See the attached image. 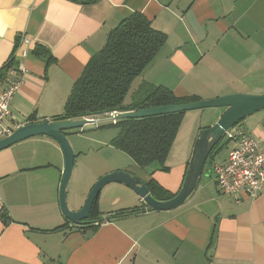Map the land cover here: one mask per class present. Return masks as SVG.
I'll use <instances>...</instances> for the list:
<instances>
[{
  "label": "crops",
  "instance_id": "0c3cea01",
  "mask_svg": "<svg viewBox=\"0 0 264 264\" xmlns=\"http://www.w3.org/2000/svg\"><path fill=\"white\" fill-rule=\"evenodd\" d=\"M132 13L146 17L166 41L131 83L125 104L140 102L157 86L199 101L258 94L264 84V0H0V73L10 59L25 70L3 125L14 131L59 115L109 31ZM45 51L49 62L35 54ZM251 77L255 83L247 82ZM212 110L209 116L221 112ZM89 123L99 129L102 122ZM182 124L165 171L119 157L111 144L118 129L109 138L94 135L98 131H65L74 152L69 210L78 211L94 183L113 171L153 181L174 196L198 131L210 127ZM237 126L264 149V110ZM182 134L185 143L175 147ZM223 160L212 162L209 176L203 171L177 209L150 211L132 190L112 183L100 191L87 223L75 226L60 208L59 145L47 136L16 143L0 151V213L9 217L6 225L0 220V264H264V192L240 204L220 194L211 166Z\"/></svg>",
  "mask_w": 264,
  "mask_h": 264
},
{
  "label": "trees",
  "instance_id": "16d2710c",
  "mask_svg": "<svg viewBox=\"0 0 264 264\" xmlns=\"http://www.w3.org/2000/svg\"><path fill=\"white\" fill-rule=\"evenodd\" d=\"M70 1L78 5H91L100 0ZM165 41V34L154 29L146 17L140 13L130 14L109 31L102 49L90 58L73 83L62 112L51 121H73L111 111L125 113L198 101L192 96L177 98L170 90L157 86L140 102L125 104L131 83L151 64ZM35 54L45 58L46 62L52 60L46 51ZM8 69L16 70L14 59L6 63L0 73V80ZM182 114L118 120L113 125L118 129V133L111 144L126 154L137 166L141 168L152 166L165 171L167 168L164 163L180 127ZM220 142L210 154L211 158L220 149ZM146 186L156 200H168L173 197L153 181L148 182ZM95 202L96 200L92 209ZM0 220L6 225L9 217L2 211Z\"/></svg>",
  "mask_w": 264,
  "mask_h": 264
},
{
  "label": "water",
  "instance_id": "95a60500",
  "mask_svg": "<svg viewBox=\"0 0 264 264\" xmlns=\"http://www.w3.org/2000/svg\"><path fill=\"white\" fill-rule=\"evenodd\" d=\"M255 81V77L247 79V82L250 83H255ZM203 109H223L224 112L212 126L198 131L191 149L182 184L178 192L168 200H156L151 195L146 184L134 175L126 171H113L100 177L94 183L84 204L78 211H70L66 203V189L73 169L74 152L64 132L83 127L90 122L87 119L63 122L48 120L18 127L9 136L0 140V151L36 136H47L53 139L59 145L64 157V169L59 194L60 208L64 217L75 226L87 223L93 203L100 191L103 187L112 183L124 185L132 190L142 199L150 211H170L182 206L193 194L204 171L207 160L210 158V154L224 138L225 133L249 115L264 110V94H228L210 100H199L179 105L139 109L120 113L117 116L118 120L141 119Z\"/></svg>",
  "mask_w": 264,
  "mask_h": 264
},
{
  "label": "built area",
  "instance_id": "2783aa9c",
  "mask_svg": "<svg viewBox=\"0 0 264 264\" xmlns=\"http://www.w3.org/2000/svg\"><path fill=\"white\" fill-rule=\"evenodd\" d=\"M22 42L28 43L27 39ZM24 73L21 65L16 70L8 69L0 85V140L13 132L3 125V121L11 116L10 102ZM119 114L116 111L106 112L91 117L90 121L115 125ZM224 138L233 146L221 163L211 166L214 182L220 194L231 197L235 204L245 200L253 201L264 192V149L256 138L241 133L237 128L228 130Z\"/></svg>",
  "mask_w": 264,
  "mask_h": 264
},
{
  "label": "rangeland",
  "instance_id": "374dc122",
  "mask_svg": "<svg viewBox=\"0 0 264 264\" xmlns=\"http://www.w3.org/2000/svg\"><path fill=\"white\" fill-rule=\"evenodd\" d=\"M259 85H260L261 89H259L258 94H255V95H263L264 94V84L260 83ZM217 110H220L221 112H216L215 114H213V115L211 114L210 116H209V113L211 111H214L212 109L192 110V111L183 112V114H182L183 124L182 125L193 127V128L194 127L197 128V126H201V128H203V126H205L207 124H210V126H212L218 120L220 115L224 112L223 109H216V111ZM184 115H186L185 119H183ZM107 123H109V122H102V123L97 124L99 129H95V127L89 123V124H85L83 127L78 128L76 130L80 131L79 132L80 135L88 134L90 131H98V133H96L94 135H98L102 138H106V137L109 138V137L115 135L116 128L108 126L109 124H107ZM181 123H182V121H181ZM237 127L238 126H236L234 128H237ZM182 137H183V134H182L181 138L176 141L175 147H177V146L181 147V145L185 143L186 138L183 141V143L181 144ZM228 147H229V141H227L226 139H222L220 142V149L213 155L212 158L210 157L207 160L206 166L204 168V173H203L204 176L207 177L211 174L209 165H211L212 162H218L220 160H223L224 156L227 155ZM116 153H118L117 155H119V157L123 158V160H126V161L130 160V158L126 154H123V153L121 154V152H116ZM66 202H67V200H66ZM83 204H84V202L82 203V205Z\"/></svg>",
  "mask_w": 264,
  "mask_h": 264
}]
</instances>
